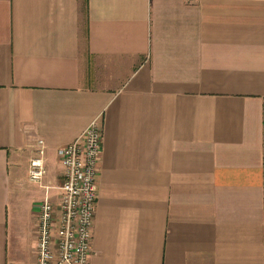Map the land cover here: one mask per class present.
Wrapping results in <instances>:
<instances>
[{"label":"crops","instance_id":"1","mask_svg":"<svg viewBox=\"0 0 264 264\" xmlns=\"http://www.w3.org/2000/svg\"><path fill=\"white\" fill-rule=\"evenodd\" d=\"M98 115L89 264H264V0H0V264Z\"/></svg>","mask_w":264,"mask_h":264},{"label":"built area","instance_id":"2","mask_svg":"<svg viewBox=\"0 0 264 264\" xmlns=\"http://www.w3.org/2000/svg\"><path fill=\"white\" fill-rule=\"evenodd\" d=\"M103 139V119L98 115L76 138L58 148L62 181L56 187L57 200L47 194L38 204L36 264H89ZM43 155L44 146L31 159L29 170L30 179L39 184L46 173Z\"/></svg>","mask_w":264,"mask_h":264}]
</instances>
